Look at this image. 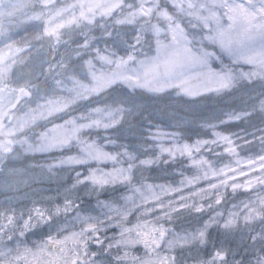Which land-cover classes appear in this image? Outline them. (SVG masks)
I'll use <instances>...</instances> for the list:
<instances>
[{
	"label": "trees",
	"instance_id": "1",
	"mask_svg": "<svg viewBox=\"0 0 264 264\" xmlns=\"http://www.w3.org/2000/svg\"><path fill=\"white\" fill-rule=\"evenodd\" d=\"M142 8L145 11L139 12ZM170 16L179 18L191 36L198 32L197 20L177 15L169 0H120L115 8L91 23L70 27L57 38L40 39L31 57L10 70V85H23L28 96L8 108L0 118V139L7 149L1 154L5 158L3 169H26L44 160L61 161L84 146L97 145L124 159L129 156V174L124 182L101 186L85 184L78 189L79 194L71 199L70 208L89 210L95 203L124 204L128 198L143 199L148 194L155 195L156 191L176 189L200 175L216 174L229 167L235 157L249 160L264 156V76L240 79L220 92L195 96H185L175 89L151 92L115 84L17 134H5L4 121L10 113L18 111L22 102L51 92L58 81L86 78L84 63L92 55L91 50L110 54L127 64L153 53L165 42ZM102 105L122 108L119 119L109 127L85 129L76 141L63 148L42 153L9 151L10 147L14 148L10 143L14 139L16 143H27L47 124L60 122L80 109ZM223 136L236 137L232 150L222 144ZM188 145L198 146L197 160L181 150ZM89 166L63 168L61 174L66 181L61 183L71 185L70 177ZM239 182L237 179L229 181L222 193L209 192L208 200L198 205L190 194H178L176 198L186 196V202H181L185 198L179 200L177 209L161 219L154 211L145 214L148 208L138 205L126 217L125 226L118 227L107 242L92 231L86 238L90 229L85 228L86 244L80 251L88 259L101 258L110 262L124 256L137 263L158 248L157 251H162L160 256L168 258L170 264H206L213 256H217L215 264H264V213L249 219L240 217L236 221L228 218L244 201L253 198L250 192L257 191V185ZM260 185L263 187L259 190L264 191V183ZM65 203L67 201L58 198L47 205L56 210ZM61 213L50 222L63 218ZM155 225H163L162 230L169 236L186 235L198 229L202 231V238L167 251ZM29 229L21 225H0V243L28 237ZM39 230L37 244H30L16 260L10 256L1 257L0 264H55L63 254L62 243L56 235L51 239L43 226ZM50 239L56 243L53 248ZM31 252L37 259H30Z\"/></svg>",
	"mask_w": 264,
	"mask_h": 264
},
{
	"label": "rangeland",
	"instance_id": "2",
	"mask_svg": "<svg viewBox=\"0 0 264 264\" xmlns=\"http://www.w3.org/2000/svg\"><path fill=\"white\" fill-rule=\"evenodd\" d=\"M169 1L177 15L197 20L198 32L194 36L179 18L170 16L165 42L162 41L153 53L135 63L127 64L110 54L91 50L92 55L84 63L86 78L58 81L51 92L33 97L27 103L22 102L18 111L10 113L11 116L4 121L5 134H17L115 84L151 92L175 89L185 96H195L210 91L220 92L240 79L264 76V0ZM119 3L120 0H0V118L5 116L8 108L28 96L23 85H10V70L31 57L30 53L38 48L40 39L57 38L70 27L91 23ZM121 111L120 106L110 105L80 109L60 122L39 129L32 141L16 143V139L12 140L10 143L14 148L10 147L9 151L42 153L69 146L85 129H101L114 124ZM222 138V144L230 147L228 149L236 143V137ZM1 142L0 139V225H21L28 229L31 226L33 230L29 229L28 237L0 243V258L10 256L16 260L30 248V244H37L36 232L43 226V231L47 230L51 239L56 235L62 243L63 254L55 264H170L168 258L160 256L162 251H157L158 248L137 263L124 256L116 262L88 259L80 250H84L85 239L91 236V231L107 242L118 227L125 226L126 217L138 205L148 208L145 214L154 211L161 219L177 209L179 200L185 198L181 202H186V196L178 199V194H190L198 205L208 200L209 192L218 190L222 193L225 184L233 179L241 184L257 185V191L254 194L250 192L253 198L244 201L239 210L228 217L230 221L264 213V191L259 190L263 187L260 184L264 183V156L249 160L235 157L229 167L216 174L200 175L176 189L156 191L155 195L148 194L143 199L128 198L124 204L95 203L89 211L70 208L71 199L79 194L78 189L85 184L101 186L124 182L129 174V156L124 159L97 145L84 146L61 161L44 160L26 169H3L5 158L1 154L7 149ZM197 148V145H188L181 150L197 160ZM81 164L90 166L71 176V185L61 183L66 181L65 175L61 174L63 168ZM58 198L67 203L57 206L56 210L48 208L47 204ZM60 213L63 218L50 222ZM162 226L155 225L159 240L166 244L167 251L202 238V231L198 229L186 235L169 236ZM85 228L90 229L87 235ZM51 239L49 243L53 248L56 243ZM31 254L30 259L36 258ZM216 261L217 256H213L206 264H215Z\"/></svg>",
	"mask_w": 264,
	"mask_h": 264
}]
</instances>
